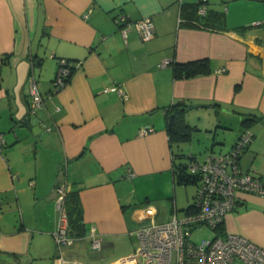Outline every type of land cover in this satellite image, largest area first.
<instances>
[{
  "label": "crops",
  "instance_id": "obj_1",
  "mask_svg": "<svg viewBox=\"0 0 264 264\" xmlns=\"http://www.w3.org/2000/svg\"><path fill=\"white\" fill-rule=\"evenodd\" d=\"M196 1L0 0L1 253L27 264L35 235L52 239L59 184L75 196L84 234L96 227L101 249L126 231L132 236L136 228L129 225L144 221L147 206L155 209L156 221L160 207L168 213L158 222L183 215L172 172L179 161L164 118L172 103L197 105L185 106V119L188 110L205 109L186 121L206 132L230 129L233 117L242 121L241 113L264 116V1L207 0L206 14L198 15L205 25L189 19L186 7ZM120 13L131 21L150 18L154 37L142 40L131 25L123 35L114 21ZM59 58L69 59L73 70L51 92ZM202 58L209 73L174 76L173 63ZM165 59L169 64L158 66ZM31 77L43 97L34 109ZM112 84L127 99L102 91ZM142 127L152 130L139 134ZM244 127L224 152L245 128L251 131L239 165L264 178V118ZM129 180L162 181L166 191L146 197L154 204L134 205L125 190ZM224 232L264 247V196L239 192L223 219ZM87 242L77 241L64 255L79 259L77 247ZM42 251L52 261L58 254L55 246Z\"/></svg>",
  "mask_w": 264,
  "mask_h": 264
},
{
  "label": "built area",
  "instance_id": "obj_2",
  "mask_svg": "<svg viewBox=\"0 0 264 264\" xmlns=\"http://www.w3.org/2000/svg\"><path fill=\"white\" fill-rule=\"evenodd\" d=\"M206 2L207 0H199L197 15L206 14ZM114 21L123 35L130 25L137 30L142 40H150L155 35L154 24L148 17L131 21L120 13L114 17ZM169 62L165 59L158 66H165ZM69 63L65 58L58 59V70L53 78L51 92H56L65 85L71 74ZM102 91L117 92L123 99L128 97L117 84L105 86ZM30 92L31 106L34 109L42 103L43 97L33 77L30 78ZM151 130V127H142L139 134ZM251 139L252 132L246 130L229 151L210 153L204 160H190L188 170L197 176L191 211L184 212L181 216L174 214L168 221L158 222L155 218V209L152 206L145 207L143 219L147 220V223L130 233L135 237L136 249L109 264H264V247L243 235L233 232L222 234L218 230L225 215L233 209L239 192L264 196V178L253 172L243 171L239 165V158ZM4 142L3 133L0 131V150ZM66 192V185L59 184L58 217L56 228L52 232L58 254L53 258L52 264H87L80 259L65 256L64 250L80 240L88 241L92 249L100 250L101 237L94 225L80 237L69 234L63 206ZM202 226L209 227L214 236L197 243L193 242L192 231Z\"/></svg>",
  "mask_w": 264,
  "mask_h": 264
},
{
  "label": "rangeland",
  "instance_id": "obj_3",
  "mask_svg": "<svg viewBox=\"0 0 264 264\" xmlns=\"http://www.w3.org/2000/svg\"><path fill=\"white\" fill-rule=\"evenodd\" d=\"M204 111L205 109L201 108L188 110L186 112V120L194 122V120H196V115L198 113H204ZM242 127L241 119L233 117L230 129L227 130L218 128L216 133L213 130L208 132L202 129L193 130L191 132L190 140L172 143L173 151L176 154H181V157H177V161L187 162V156H189L191 153H193L194 155H192L198 160H204L206 157L205 155L211 146L215 148V153L224 152L230 147L231 143L234 141L237 133ZM176 185V206L178 210H180L179 214H181L182 209H184L193 199L196 192V184L192 182L186 185L176 183ZM125 190L132 204L145 206L147 204H154L153 200L146 201V197H149L151 200L155 198L156 195H164V191H166V189L163 188L162 181H160L159 185L153 186L150 180H143L134 183H131L129 180L125 186ZM170 194V197H172V190ZM162 202L163 200L160 202V204H162ZM160 210L161 213H159L157 220L161 221L167 219L169 216L168 213H166L165 210H162L161 207ZM29 217L33 218L32 215H29ZM19 218L20 215H18V219ZM146 223L147 220L141 221L137 225L130 224L128 229L134 230L137 227H142ZM213 236L214 232L209 227L202 226L192 231L191 240L197 243L202 239L212 238ZM87 244V246L79 245L77 247V257L87 264H108L119 256L132 253L136 249L135 237L128 235V231L122 233V235L118 237L105 240L100 251L92 249L88 242ZM31 245L32 246L29 251L30 261L27 264H52V260L48 256L41 255L42 253H40V250H43L42 252H45L44 254L46 255V249L53 248L54 242L52 239L48 240L47 236H39L36 234ZM37 248L40 250L38 251ZM0 264L21 263L15 261L9 254L0 252Z\"/></svg>",
  "mask_w": 264,
  "mask_h": 264
},
{
  "label": "trees",
  "instance_id": "obj_4",
  "mask_svg": "<svg viewBox=\"0 0 264 264\" xmlns=\"http://www.w3.org/2000/svg\"><path fill=\"white\" fill-rule=\"evenodd\" d=\"M199 4H200L199 0H197L196 3L188 4L186 8L189 9L188 10L189 19L190 20H194V18L196 20L198 19L199 23L201 22V24H198V23H195V24L205 25L206 22L203 23V21L198 18V15H196V9ZM191 22H195V21H191ZM65 59L68 61V63L70 62L69 59L67 58ZM172 68H173V74L177 78L190 77V76H194L197 74H205V73L210 72L209 62L207 58L196 59V60H191L187 62H175L172 64ZM70 69L72 72L73 67L71 65H70ZM185 106L186 104L183 101H178V102L172 103L170 106L166 107V109L164 110L165 127L168 133L171 146H172V143L174 142H183V141L190 140L191 132L196 129L194 125L189 124L185 119V115H184ZM241 114L243 116L241 123L245 127L250 126L255 121L264 118V116H260L255 113H241ZM246 130L247 129L245 128L243 132ZM252 137H253V133H252ZM173 155H174V158L176 159L178 156L181 157L180 156L181 154L174 153ZM187 159H188L187 162L179 161V163L173 164L172 172H173V178H174L175 183L186 185L188 183L193 182L196 184L197 176L189 172L188 164L190 160L197 159V158L193 156L192 154H190L189 156H187ZM70 192L71 191H68L65 193L64 202H63V206H64L67 220H68V229H69L68 232L70 235L74 237H80L84 234V231H85L83 227L84 225L82 221L80 220V210H79L78 204L76 203L75 196L69 195ZM192 204L188 205L183 210L185 212L191 211ZM221 229H222V225L218 226V230L221 231ZM54 246H55V243H54Z\"/></svg>",
  "mask_w": 264,
  "mask_h": 264
},
{
  "label": "water",
  "instance_id": "obj_5",
  "mask_svg": "<svg viewBox=\"0 0 264 264\" xmlns=\"http://www.w3.org/2000/svg\"><path fill=\"white\" fill-rule=\"evenodd\" d=\"M197 105H187L186 108H193L196 107ZM198 106H209V105H198ZM26 122V121H25Z\"/></svg>",
  "mask_w": 264,
  "mask_h": 264
}]
</instances>
